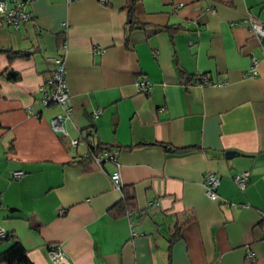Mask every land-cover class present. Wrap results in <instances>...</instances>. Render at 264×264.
<instances>
[{"label": "crops", "instance_id": "obj_1", "mask_svg": "<svg viewBox=\"0 0 264 264\" xmlns=\"http://www.w3.org/2000/svg\"><path fill=\"white\" fill-rule=\"evenodd\" d=\"M126 2L31 0L18 28L0 21V47L28 53L0 51V237L14 235L33 264H53L50 244L67 256L59 264H264V39L246 20L264 23V0H137L131 30ZM58 54L68 134L37 90ZM96 144L116 148V162L93 163Z\"/></svg>", "mask_w": 264, "mask_h": 264}, {"label": "built area", "instance_id": "obj_2", "mask_svg": "<svg viewBox=\"0 0 264 264\" xmlns=\"http://www.w3.org/2000/svg\"><path fill=\"white\" fill-rule=\"evenodd\" d=\"M31 0H0V21H3L7 25L13 28H18L21 24L31 18V13L27 9V4ZM105 2L106 0H99ZM249 28L255 35L264 39V23L255 19L251 15L246 17ZM257 58L251 56V64L247 70L248 74L253 76L257 73ZM65 58L63 54H58L53 58V66L44 78V80L38 86V92L40 93V102L43 106L54 103L60 106L61 112L54 115L50 119L52 129L57 133L68 134L65 128V122L71 120V106L69 105V93L67 91L66 76H65ZM193 83L200 85L203 84H214L221 85L223 82L210 80L208 78H202L196 76L193 79ZM135 86L139 92L146 93L149 90V82L145 78H139L135 82ZM100 109L93 111V115L97 116ZM29 114H34L32 109H28ZM82 134L77 137L70 138L72 145H77L84 138ZM116 148L110 150L102 149L100 151H91L90 159L93 163L99 165L102 160H113L115 161ZM116 162V161H115ZM23 174L22 170L12 171L13 177H19ZM247 171H241L237 173L233 178L240 188H244L247 177ZM109 178L114 187H121L120 174L118 170H114L110 173ZM203 184L205 187V193L211 199L218 197L216 188L219 184V176L213 171H207L203 175ZM233 204V203H232ZM3 234V231H0ZM47 255L53 264L68 263L67 256L61 249L59 244H50L47 246ZM245 258L251 259L252 252L247 250Z\"/></svg>", "mask_w": 264, "mask_h": 264}, {"label": "trees", "instance_id": "obj_3", "mask_svg": "<svg viewBox=\"0 0 264 264\" xmlns=\"http://www.w3.org/2000/svg\"><path fill=\"white\" fill-rule=\"evenodd\" d=\"M136 2L137 0H127L125 4V6L127 7V12H128V17H129V21H128L129 30L136 27V24L133 19L134 17L133 12H134ZM0 51L5 52L9 59L13 57H22L28 54L27 51L13 50L10 48H3V47H0ZM17 78H18V75H16L15 73L13 74L10 73L7 75V79H10V80H16ZM166 147L170 150H178L176 147H172L168 145ZM106 148H107L106 145H101V144L90 145L91 151H95V152L100 151L102 149H106ZM123 194H124L123 200H128L131 198V197H128L124 193V191H123ZM0 239H4V240L10 239V241H12L5 250L0 252V262H5L6 264H33L27 256L25 247L14 235L7 234L4 236H1Z\"/></svg>", "mask_w": 264, "mask_h": 264}, {"label": "water", "instance_id": "obj_4", "mask_svg": "<svg viewBox=\"0 0 264 264\" xmlns=\"http://www.w3.org/2000/svg\"><path fill=\"white\" fill-rule=\"evenodd\" d=\"M232 155H233V151H230V150L225 151V156H226V157H230V156H232Z\"/></svg>", "mask_w": 264, "mask_h": 264}]
</instances>
